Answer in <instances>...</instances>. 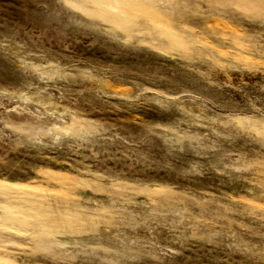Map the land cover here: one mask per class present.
Masks as SVG:
<instances>
[{"label": "rangeland", "instance_id": "rangeland-1", "mask_svg": "<svg viewBox=\"0 0 264 264\" xmlns=\"http://www.w3.org/2000/svg\"><path fill=\"white\" fill-rule=\"evenodd\" d=\"M0 264H264V0H0Z\"/></svg>", "mask_w": 264, "mask_h": 264}]
</instances>
